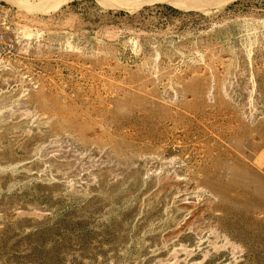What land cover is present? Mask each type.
Listing matches in <instances>:
<instances>
[{
	"label": "rangeland",
	"instance_id": "1",
	"mask_svg": "<svg viewBox=\"0 0 264 264\" xmlns=\"http://www.w3.org/2000/svg\"><path fill=\"white\" fill-rule=\"evenodd\" d=\"M177 6L0 0V264H264V0Z\"/></svg>",
	"mask_w": 264,
	"mask_h": 264
},
{
	"label": "bare ground",
	"instance_id": "2",
	"mask_svg": "<svg viewBox=\"0 0 264 264\" xmlns=\"http://www.w3.org/2000/svg\"><path fill=\"white\" fill-rule=\"evenodd\" d=\"M71 0H12L13 4L25 11L37 12H52L60 9L64 4ZM102 5L109 8L118 7L129 11H135L142 8L144 5L163 2L162 0H99ZM233 0H173L172 4L185 8H196L199 10H207L210 6L222 7ZM235 1V0H234ZM167 2V3H170ZM180 8V7H179ZM191 10V9H190ZM208 11V10H207ZM45 14V13H44Z\"/></svg>",
	"mask_w": 264,
	"mask_h": 264
},
{
	"label": "built area",
	"instance_id": "3",
	"mask_svg": "<svg viewBox=\"0 0 264 264\" xmlns=\"http://www.w3.org/2000/svg\"><path fill=\"white\" fill-rule=\"evenodd\" d=\"M4 22H6V19H4ZM9 40L11 41V39H8L7 34L0 31V47H4V45L9 43Z\"/></svg>",
	"mask_w": 264,
	"mask_h": 264
},
{
	"label": "water",
	"instance_id": "4",
	"mask_svg": "<svg viewBox=\"0 0 264 264\" xmlns=\"http://www.w3.org/2000/svg\"><path fill=\"white\" fill-rule=\"evenodd\" d=\"M163 2H170V1H173V0H162ZM180 1V0H178ZM171 3V2H170Z\"/></svg>",
	"mask_w": 264,
	"mask_h": 264
}]
</instances>
